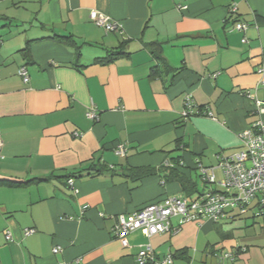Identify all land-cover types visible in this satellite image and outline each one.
Wrapping results in <instances>:
<instances>
[{
  "label": "crops",
  "instance_id": "obj_1",
  "mask_svg": "<svg viewBox=\"0 0 264 264\" xmlns=\"http://www.w3.org/2000/svg\"><path fill=\"white\" fill-rule=\"evenodd\" d=\"M92 9L121 30L96 25ZM237 21L247 30L234 29ZM55 35H73L81 57ZM154 41L164 43V64L150 51ZM121 45L128 55L95 61ZM260 67L264 0H0V179L39 180L0 186V264H138L147 243L149 264L168 254L173 264H264V216L254 205L218 221L173 218L177 233L150 237L139 228L127 246L114 231L121 213L186 196L163 171L136 179L131 167L178 159L205 191L197 163L214 166L216 154L241 149L240 133L264 118L245 96L257 89L264 97ZM187 94L217 119L183 121ZM90 107L98 120L87 116ZM119 144L125 155L116 153ZM229 250L235 259L218 257Z\"/></svg>",
  "mask_w": 264,
  "mask_h": 264
},
{
  "label": "built area",
  "instance_id": "obj_2",
  "mask_svg": "<svg viewBox=\"0 0 264 264\" xmlns=\"http://www.w3.org/2000/svg\"><path fill=\"white\" fill-rule=\"evenodd\" d=\"M229 11L234 14L237 11L236 4H233ZM90 17L96 25L107 32L120 31L122 28L120 22L97 9L91 10ZM248 27L246 22L237 21L234 23V29L240 31H246ZM245 40L244 37L243 41ZM18 72L24 82L27 83L30 80L25 66L20 67ZM258 72L263 74L264 68L260 67ZM262 83L264 84V79H262ZM245 96L254 102L257 112L264 108V97H258L257 89H254L253 92L246 91ZM183 106L181 112L183 120H188L198 111V106L191 94L185 95ZM207 115L214 120L217 119L212 111H208ZM87 116L90 119H99L94 107L89 108ZM240 139L242 148L230 155L216 154V165L206 166L202 162L197 163L203 180L222 186L226 189L225 193L208 191L193 201L189 198L168 196L162 201L150 203L135 212L119 214L114 231L123 245L129 244L128 235L139 228H146L150 237L159 233H177L180 228L173 226V218H178L180 224L206 218L217 221L234 207L239 206L241 211H245L251 205H254L256 217L264 216V118H259L249 128L241 132ZM2 147L3 139L0 134V156ZM116 153L125 155L126 146L124 144L117 145ZM218 170L222 174L221 178H218ZM68 183L74 189V179H68ZM34 231L35 229L29 228L25 233L30 234ZM10 236L8 233L7 237L10 238ZM59 250L58 247L54 248L55 253ZM235 256L236 252L230 250L218 254L221 260H233ZM153 260L151 244L142 245L137 255V263L149 264ZM173 262V255L168 254L161 264H173Z\"/></svg>",
  "mask_w": 264,
  "mask_h": 264
},
{
  "label": "trees",
  "instance_id": "obj_3",
  "mask_svg": "<svg viewBox=\"0 0 264 264\" xmlns=\"http://www.w3.org/2000/svg\"><path fill=\"white\" fill-rule=\"evenodd\" d=\"M52 38L58 40L59 42H61L63 44L71 46L73 49H75L77 59H79L81 57V55H82V44H80L73 35H69V36L55 35ZM163 46H164V43L159 42V41H154V42L149 43V48H150L151 53L157 59H159L162 64H164ZM28 49H29V47L27 46L25 48V51H28ZM126 55H128V52L126 51L125 47L123 45H121V46H118L114 49L107 50L106 56L98 57L95 59V61L98 63L106 64V63L114 62L118 58L124 57ZM156 72H157L156 67H153L152 68V75L156 74ZM207 112H208V110H200L198 108V111L196 114H202V115L208 116ZM196 114H194V115H196ZM178 149H179V144H178ZM183 166H184V164L182 163V161H180V160L178 161V159L173 161V159H172V160H169V162L166 163L165 165H162L158 168H155V167L132 168L131 167L129 169V171H130L129 175H132L136 179H141V177L156 174L157 171L158 172L163 171L165 173L164 177L168 181L169 180H176V181L180 182V184L183 188V191L186 193V196H183V198H189L192 201L203 196L208 191L222 192V193L226 192V189H224L222 186H219L218 184H216V186H213L214 183L210 184V183L205 182L204 180L203 181L205 182L206 188H205V191L204 190L202 191V189H199L197 187V183L192 178V176L188 175L185 171L182 170ZM200 177L202 178L201 174H200ZM34 181H39V180L33 179V180L23 182V181L11 180V179H0V186L21 187L24 185H28ZM235 208H240V207L239 206L234 207L233 209H235ZM233 209H231V210H233ZM231 210H229V211H231Z\"/></svg>",
  "mask_w": 264,
  "mask_h": 264
},
{
  "label": "rangeland",
  "instance_id": "obj_4",
  "mask_svg": "<svg viewBox=\"0 0 264 264\" xmlns=\"http://www.w3.org/2000/svg\"><path fill=\"white\" fill-rule=\"evenodd\" d=\"M213 186H216V184H213Z\"/></svg>",
  "mask_w": 264,
  "mask_h": 264
}]
</instances>
